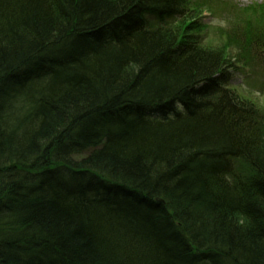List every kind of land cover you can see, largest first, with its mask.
Segmentation results:
<instances>
[{"label": "trees", "instance_id": "obj_1", "mask_svg": "<svg viewBox=\"0 0 264 264\" xmlns=\"http://www.w3.org/2000/svg\"><path fill=\"white\" fill-rule=\"evenodd\" d=\"M215 1L0 0V264H264V109L227 87L264 4L214 45Z\"/></svg>", "mask_w": 264, "mask_h": 264}, {"label": "rangeland", "instance_id": "obj_2", "mask_svg": "<svg viewBox=\"0 0 264 264\" xmlns=\"http://www.w3.org/2000/svg\"><path fill=\"white\" fill-rule=\"evenodd\" d=\"M226 2L228 7L223 5V8L231 12L233 7L242 9L248 6L263 4L264 0H226ZM214 3L215 5H212L214 15L210 17V15L204 14L205 19L202 21V24L207 27L204 28L202 36L206 40H215V42L210 41L214 45H218L220 42H216L217 37L214 34L218 28H224L231 17L221 8L218 2ZM204 43H206L205 40ZM241 62L240 71L233 73L231 76L230 86L258 107L264 109V70L254 62L244 63L243 60H240L239 63Z\"/></svg>", "mask_w": 264, "mask_h": 264}, {"label": "bare ground", "instance_id": "obj_3", "mask_svg": "<svg viewBox=\"0 0 264 264\" xmlns=\"http://www.w3.org/2000/svg\"><path fill=\"white\" fill-rule=\"evenodd\" d=\"M96 31V33H98V34H100V36H102L101 37V40H100V42H102V44H104V42H107V39H106V36H105V33H106V31L104 30V29H102V28H99V29H96L95 30ZM104 46V45H103ZM102 47V46H101ZM102 49V48H101ZM46 78V77H45ZM165 107H168V105H161L160 106V109H157V110H161V109H163V108H165ZM164 110V109H163ZM154 113H156V111H153ZM157 112H159V111H157ZM221 157V155L219 156V158ZM84 178H86V177H84ZM163 203V202H162Z\"/></svg>", "mask_w": 264, "mask_h": 264}]
</instances>
